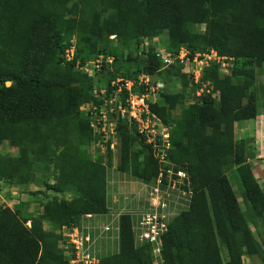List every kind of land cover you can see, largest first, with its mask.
<instances>
[{
    "label": "trees",
    "instance_id": "16d2710c",
    "mask_svg": "<svg viewBox=\"0 0 264 264\" xmlns=\"http://www.w3.org/2000/svg\"><path fill=\"white\" fill-rule=\"evenodd\" d=\"M163 35L168 52L185 48L190 59L214 50L242 60L228 74L219 63L205 67L201 82H209L208 91L192 104L180 91H167L161 102L150 104L171 127L166 167L186 170L193 189L188 209L161 238L164 264H245L246 255L264 257L250 228V222L264 218V188L235 136L236 123L258 116L253 89L256 69L264 64V0H0V144L7 141L19 150L17 155L0 153V180L23 185L40 176L44 191L77 193L71 199L55 194L38 216L0 206V264H69L60 247L63 228L80 225L86 214L109 213L111 159L104 163L103 156L86 150L94 133L81 110L101 100L94 80L77 68L112 36L121 49H131L134 42L141 46L145 38ZM74 36L78 48L67 61ZM157 45L126 58L113 50L110 79L129 65H136L137 73L162 75ZM181 70L173 65L169 73L180 75ZM117 132L120 170L144 182L157 179L159 162L137 126L123 119ZM235 166L247 211L228 175ZM52 174L55 182L48 179ZM45 221L57 234L46 230ZM153 262V245L137 246L134 219L122 214L119 251L102 256L100 264Z\"/></svg>",
    "mask_w": 264,
    "mask_h": 264
},
{
    "label": "rangeland",
    "instance_id": "374dc122",
    "mask_svg": "<svg viewBox=\"0 0 264 264\" xmlns=\"http://www.w3.org/2000/svg\"><path fill=\"white\" fill-rule=\"evenodd\" d=\"M202 27L205 29V25H202ZM111 39L112 40L108 45H100L95 57L87 62V69L83 70L81 67L77 68L94 80L93 89L94 92H97L99 97L102 96L100 93L101 89L105 90V92L108 90L111 76V73H109L108 70L113 71V64L115 62V55L112 54V51L117 50L119 54H123L120 55L121 57L123 56V58H126L129 52L135 56L139 54L142 49L146 50L148 47L146 44V39H144V42L141 44V46H138L137 43L134 42L131 49H121L118 45L117 39L114 36H112ZM72 41L74 42L77 49L78 41L76 36L72 38ZM158 43L159 44L157 45L156 51L166 53L168 48L167 36H161V41ZM181 51H183L184 55L187 54L186 49H182ZM207 54H210V57H207ZM211 54L212 52H207L205 55L200 53L198 59H189V57L186 56L183 59V63L179 60L178 64L175 66L182 67L180 75H177L176 73H169V69L171 67L163 68L162 75H152V82L162 81L165 84V88L163 91L157 92L154 96H152L151 100L153 102H161L163 93L167 91H180L184 94L185 103L192 104L193 102L197 101L199 96L196 94V92L200 88V86L196 84L194 76L198 77V79L201 81L203 70L212 63H219L220 71L225 74L230 73L236 65H241L242 63V60L236 61L232 58H221L219 61L218 56L214 57ZM119 74L124 78L132 79L138 77V75L141 73H137L136 65H129L124 67ZM256 76L257 82L253 91H255L257 94L258 116L255 120H243L236 123L235 136L237 141L244 143V151L247 161L251 164L259 183L264 188V64L262 67H257ZM185 83H188V85L185 86ZM204 85H209V82L204 81ZM140 91H144V88H140ZM205 91L206 90L204 89L202 93ZM215 96L217 97V100H219V94L215 93ZM117 141H119V136ZM85 148L91 155H93V157L103 156L104 163H108V161L111 159V165L108 164L109 176L107 174L110 184L107 186V188H109L108 191H110L109 204L111 209L109 212L112 217L119 219L122 214H129L127 210L123 209L124 205H126L129 209H136L140 204L143 205V202H148V199L151 198L150 192L157 183L156 179L152 182H144L143 180L134 177L131 174L122 172L120 170L119 151L117 150L114 152H109L108 149H106L105 143L99 142L98 139H93V141L85 146ZM138 149H141L140 145L138 146ZM18 152V148L11 146L7 141H4L2 144H0V153L3 155H17ZM236 168V166L231 168L228 171V175L235 191L239 193V197L241 198L240 191L242 190L243 185ZM43 179L44 178L38 176L36 182L23 185H16L13 182L0 180V206H10L14 210H19L22 216L32 217L41 214L44 203L47 200L52 199L55 194L61 198L69 199L74 198L77 195L76 192L71 190L66 191V193H54L47 189L44 191L45 186L43 184ZM48 179L51 182H55L53 174L49 175ZM162 188H164V186H162ZM164 196L169 197L171 202L173 201L172 204L178 207L179 210L177 211V215L183 210L188 209L191 202L189 195L184 194L179 186H170L169 195ZM241 201L243 202L242 199ZM176 202L178 204H176ZM139 211L141 210L139 209ZM131 215L134 217L135 221L138 212L137 214L134 213ZM85 223L88 226H91L94 225L95 221L92 219L89 222L88 220H85ZM27 224L28 226H31L30 221ZM44 227L50 233L57 234L59 231L47 221L44 222ZM84 231H88V229L85 228ZM262 234L263 244L261 243V245L264 248V232ZM62 239L63 238L61 237V249H63L62 245H64L62 243ZM96 249L97 254L99 256L101 255L100 257L118 252L119 233L115 234L109 240L98 239L96 243ZM225 254L226 253L224 252V255ZM245 264H264V257H262V255H254L252 259H247Z\"/></svg>",
    "mask_w": 264,
    "mask_h": 264
},
{
    "label": "built area",
    "instance_id": "2783aa9c",
    "mask_svg": "<svg viewBox=\"0 0 264 264\" xmlns=\"http://www.w3.org/2000/svg\"><path fill=\"white\" fill-rule=\"evenodd\" d=\"M76 51V46L71 40V44L65 52L66 60L74 59ZM211 52L214 57L218 56L214 50ZM157 56L165 68L177 65L179 60L183 63V59L188 56V51L185 55L183 51L178 54L159 51ZM199 56L200 54H196L194 59H198ZM206 56L210 57V54ZM218 58L220 61L221 58L225 57L218 56ZM78 67L85 70L88 63L82 66L78 65ZM194 80L200 86L199 96L204 89L208 91V85L205 86L198 77L194 76ZM142 87L144 91H140ZM164 88V82H152V75L147 73H141L132 79L118 75L110 79L106 92L103 89L100 90L101 97L95 91L97 98L101 100L100 104L87 103L81 107V110L85 111L90 118V126L94 135L99 142L105 143L106 149L110 148L117 151L119 143L117 141L118 123L125 119L137 126L142 139L152 147L153 154L159 162L160 173L156 179L155 187L150 192L151 198L148 199V202H143V205L140 204L136 209H129L126 205L123 207L130 215L138 212L134 221L136 245L149 243L153 245V264H164L161 238L169 230L170 223L177 216L179 210L177 206L172 204L173 201L171 202V199L164 195H169L170 186H179L184 194L189 195L190 199L193 195L188 172L183 168L175 170L166 167L170 164L171 127L164 123L150 108V104L153 103L151 97L157 92L163 91ZM176 204L178 203L176 202ZM97 217L96 214H86L82 217L80 225L63 228L62 243L64 245L62 247L64 250H68H65V254L69 258V264H100L101 255L99 256L96 252L97 240H108L120 232V218L110 216L107 220L102 221L98 220ZM91 219L95 223L94 225L88 223L91 225L88 226L85 220L89 222ZM85 228L88 231H84Z\"/></svg>",
    "mask_w": 264,
    "mask_h": 264
},
{
    "label": "crops",
    "instance_id": "0c3cea01",
    "mask_svg": "<svg viewBox=\"0 0 264 264\" xmlns=\"http://www.w3.org/2000/svg\"><path fill=\"white\" fill-rule=\"evenodd\" d=\"M146 39V44H147V48L146 50H148L150 47H152L156 42H160L161 41V36L159 38H153V37H147L145 38ZM159 44V43H158ZM196 94L199 96V93L198 91L196 92ZM264 116V114H263ZM251 120V119H250ZM255 120V119H254ZM94 139H97L96 136L94 135ZM109 176V174H108ZM110 184L109 180H108V185ZM109 189V188H108ZM237 193V196L239 197V193ZM240 195H241V198L239 197L240 199V204L242 206V209L244 211H247V207H246V204L245 202L241 201L242 199V190L240 191ZM110 202V191H108V206H109V210L111 209V206L109 204ZM98 215V214H96ZM110 212L107 213V214H100L98 215V220H102V221H105L107 220L109 217H110ZM105 219V220H104ZM250 228L252 229L255 237L257 238V240L260 242V244L262 243V238H263V232H264V222H263V218H259V219H256V220H253V222H250ZM263 230V231H262ZM109 240V239H108ZM263 244V243H262ZM253 256H244V263H246V260L248 259H252Z\"/></svg>",
    "mask_w": 264,
    "mask_h": 264
},
{
    "label": "water",
    "instance_id": "95a60500",
    "mask_svg": "<svg viewBox=\"0 0 264 264\" xmlns=\"http://www.w3.org/2000/svg\"><path fill=\"white\" fill-rule=\"evenodd\" d=\"M7 84L10 85L11 84V81H9Z\"/></svg>",
    "mask_w": 264,
    "mask_h": 264
}]
</instances>
